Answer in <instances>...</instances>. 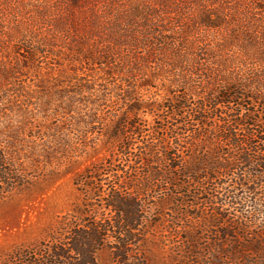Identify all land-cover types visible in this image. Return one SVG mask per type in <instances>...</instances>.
<instances>
[{
    "label": "trees",
    "instance_id": "obj_1",
    "mask_svg": "<svg viewBox=\"0 0 264 264\" xmlns=\"http://www.w3.org/2000/svg\"><path fill=\"white\" fill-rule=\"evenodd\" d=\"M11 1L0 0V200L87 164L72 177L81 205L0 264H97L103 250L149 264L153 198L170 188L174 211L215 233L217 263L264 250V0ZM102 138L109 157L93 160ZM186 242L198 250L196 235Z\"/></svg>",
    "mask_w": 264,
    "mask_h": 264
},
{
    "label": "rangeland",
    "instance_id": "obj_2",
    "mask_svg": "<svg viewBox=\"0 0 264 264\" xmlns=\"http://www.w3.org/2000/svg\"><path fill=\"white\" fill-rule=\"evenodd\" d=\"M156 90L158 96H154L155 98L153 99L157 101V104H161L166 95H169L168 91L161 86ZM154 91H152V95ZM169 98H171L170 95ZM162 109L156 111V113L165 117L164 114L166 113L162 112ZM145 118L152 131L151 127L157 126L156 121H153L156 117L151 114L146 115ZM110 147L106 144L105 138L100 139L97 143L96 156L93 160L109 157L108 149ZM85 164L87 163L75 166L69 173L62 175L58 180L39 182L25 193L0 200V257L10 253L17 247L29 246L39 242L58 219L67 214L73 206L81 205L84 197L73 186L72 177L73 173L82 170ZM206 187L209 189L211 186L207 184ZM182 190L185 191L186 187ZM219 190L222 191L221 189ZM155 192V197L153 198L154 206H152L151 210L152 213H156L154 217L155 223L148 229L143 251L147 258V263L264 264V250L262 249L258 250V252L246 250L245 254L240 255L228 252L225 255H221L222 263H217L214 259L216 248L213 244L215 233H211L212 230L207 228L199 219L192 218L191 213L193 210H188L189 212L186 213L184 212L185 206H180L179 213L174 211L176 207H174V203L167 196L170 192H175L172 188L167 190L165 199L161 201L156 198L157 196L159 197L158 193L160 191L158 192L157 190ZM261 194H264V191H261ZM164 200L166 202H163ZM187 201L189 205L195 203L191 198H188ZM252 201L256 202L246 204L247 211L250 213L253 212V203H257V199L253 198ZM242 210L243 208L240 207V211L238 209L233 210V213L239 215ZM192 235H196L198 238V250H194L193 254L186 248L189 247L186 245V239ZM228 250L231 249L228 248ZM97 264H112L107 250L98 253Z\"/></svg>",
    "mask_w": 264,
    "mask_h": 264
}]
</instances>
